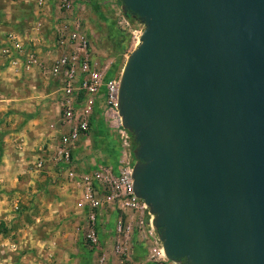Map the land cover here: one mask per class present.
<instances>
[{
	"label": "water",
	"instance_id": "water-1",
	"mask_svg": "<svg viewBox=\"0 0 264 264\" xmlns=\"http://www.w3.org/2000/svg\"><path fill=\"white\" fill-rule=\"evenodd\" d=\"M133 187L177 264H264V0H118Z\"/></svg>",
	"mask_w": 264,
	"mask_h": 264
},
{
	"label": "crops",
	"instance_id": "crops-1",
	"mask_svg": "<svg viewBox=\"0 0 264 264\" xmlns=\"http://www.w3.org/2000/svg\"><path fill=\"white\" fill-rule=\"evenodd\" d=\"M3 2L15 4L0 0V4ZM18 4L24 9H0V55L5 35L14 32L41 59H53L58 54L52 46L53 27L60 17L71 19L73 15L59 10L55 0L49 2L43 16H39L35 0H18ZM36 21L43 24L38 34L31 31ZM0 82L9 87L0 92V264H93L96 256L91 257L83 239L88 210L81 203V187L67 174L77 173V164L87 158L81 149H85L91 134L101 133L109 139L111 133L99 128L82 138L73 148V166L69 170L52 161L36 170L40 148L55 142L50 140L48 130L56 118L53 95L42 78L16 72L1 56ZM36 85L40 91L35 90ZM110 145L116 147V143ZM114 158L112 164L116 162ZM99 218L100 241L107 253L112 216ZM106 264L115 261L111 259Z\"/></svg>",
	"mask_w": 264,
	"mask_h": 264
},
{
	"label": "built area",
	"instance_id": "built-area-1",
	"mask_svg": "<svg viewBox=\"0 0 264 264\" xmlns=\"http://www.w3.org/2000/svg\"><path fill=\"white\" fill-rule=\"evenodd\" d=\"M52 1L35 0L39 16L45 14ZM55 1L58 2L59 10L66 15L78 7V0ZM115 15L122 27H133L131 33L137 45L143 33V29H136L140 22L126 16L121 8ZM42 28V22L36 21L31 31L38 34ZM53 30L52 46L58 54L51 60L41 59L35 50L24 45L20 34L14 32L5 35V47L0 55L16 72L21 70L42 78L53 95L56 118L49 124L48 130L50 140L55 142L54 145L48 143L40 148L35 169L40 170L46 161H52L61 169L69 170L73 166L74 146L99 128L117 136L116 144L123 154L130 144V133L122 126L118 113L122 71L112 74L108 61H104L94 50L91 35L83 29L80 18L60 17ZM134 164V158H124L118 161L115 171L113 168H99L83 175L72 171L67 174L70 181H76L81 187V203L88 210V224L83 232L87 251L91 257L96 256L93 264H106L108 253L101 245L98 227L99 217L110 215L114 253L124 254L122 236L128 238L129 234H136L145 245L146 256L151 264H177L164 254L154 226L155 216L135 195L132 178ZM100 191L106 193L102 199L97 196ZM107 210H110L108 215ZM122 214H125V218Z\"/></svg>",
	"mask_w": 264,
	"mask_h": 264
},
{
	"label": "rangeland",
	"instance_id": "rangeland-1",
	"mask_svg": "<svg viewBox=\"0 0 264 264\" xmlns=\"http://www.w3.org/2000/svg\"><path fill=\"white\" fill-rule=\"evenodd\" d=\"M15 4H9L8 2L0 4V9L5 11L12 7V9L21 8L24 9V6L18 4V0H10ZM80 5L71 12V16L74 18H80L82 20L83 29L92 38V45L94 50L104 58V61H108L110 67L112 68V74L120 73L124 67V64L128 56L138 47L139 43L136 45V39L133 38L131 31L133 27H122L116 18L115 13L120 8V2L118 0H78ZM3 19V16L1 15ZM1 19V20H2ZM142 24L139 23L137 30L144 29ZM1 27V26H0ZM4 28V27H3ZM3 31L0 28V33ZM35 90L40 91V86H37ZM5 89L9 87L3 85L0 82V92L4 93ZM28 93L33 92L32 89H27ZM55 108V106H53ZM55 112H53L54 114ZM101 133L91 134L90 140L88 143H85V149H81L83 154H86L87 158L80 161L76 165V170L79 175L83 173H91L99 168L103 170H108L113 168L115 171L118 161L121 159L132 160L133 152L135 145L133 138L130 135V144L127 149L123 152L119 150L118 145L116 147L111 146L118 142L117 136L113 133L109 134L110 138L106 139ZM122 154V155H121ZM115 164H112V161H115ZM121 158V159H120ZM83 163V164H82ZM85 167V168H83ZM83 169L87 170L86 172ZM106 195L105 192H99L98 197L100 199ZM107 215L110 210H107ZM125 218V214H122ZM121 241L123 243L124 254H117L113 252V246L115 241L113 238H110L109 242L106 244L109 247L107 254V261L113 260L115 264H151L148 261L145 251V245L142 244L140 239L136 234H129L128 238L122 236Z\"/></svg>",
	"mask_w": 264,
	"mask_h": 264
}]
</instances>
